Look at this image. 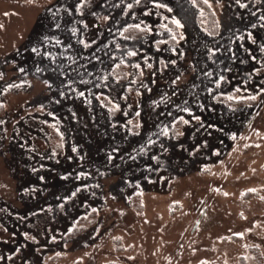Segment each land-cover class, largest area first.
Returning <instances> with one entry per match:
<instances>
[{
    "label": "rangeland",
    "instance_id": "rangeland-1",
    "mask_svg": "<svg viewBox=\"0 0 264 264\" xmlns=\"http://www.w3.org/2000/svg\"><path fill=\"white\" fill-rule=\"evenodd\" d=\"M127 2L0 0V264H264V0Z\"/></svg>",
    "mask_w": 264,
    "mask_h": 264
},
{
    "label": "snow or ice",
    "instance_id": "snow-or-ice-1",
    "mask_svg": "<svg viewBox=\"0 0 264 264\" xmlns=\"http://www.w3.org/2000/svg\"><path fill=\"white\" fill-rule=\"evenodd\" d=\"M142 2H143V0H132V2H127V3L125 4V7L127 8L128 13H131V12L133 11L134 7H136V6H140V5L142 4ZM205 3H207V0H205ZM102 6H103V7H106V5H102ZM113 6H114V7H120L119 4H116V5H113ZM153 6H154L155 8H166V7H167L166 5H164V4H162V3H154ZM240 6H241V7H247L246 4H241ZM90 7H92V0H77V4L75 5V11H76L81 17H83V16L85 15L84 9H85V8H90ZM167 10H168V11H171V9H167ZM64 11L67 12L68 15H71V10H70V9L65 8ZM59 12H60V9H57L56 11H53V12H52V16H53L54 18L57 17L58 14H59ZM151 14H152V13H150V12H144V13H143V15H151ZM91 15H93V16H97V13H96L95 11H93V12L91 13ZM97 18H98V19H102V20H104V21H107V20H109L110 17H109V16H103V17H97ZM132 19H135V17H132ZM262 19H264V17H262ZM172 23L175 24V26H176L177 28H183V27H184V25H183V24L181 23V21L178 20V19H176V20H172ZM142 24H143V21H140V22H138V23H135V24H133V25H130L129 28H126V29H125V32H128L129 29L135 30V31H137V32H151V28H149V27H147V26L142 27ZM60 27H61V25H60L59 23H56V24H55V28H56V29L59 30ZM83 27H84L85 29H87V28H88V24H87V23H84V24H83ZM70 31H71V33H72L73 36H79V34H80V30H79L78 28H76L75 26H73V27L70 29ZM249 35H251V34H249ZM123 39H125V40H135L136 37L131 36V35H125V36H123ZM172 39H173V40L176 39V34H175V33H172ZM241 39H243V37H241ZM48 40H49V38H48V37H45L44 40H43V43H44V44H47V43H48ZM95 42H96L95 40L92 41V43H95ZM62 43H63V42H62L61 40H59V39H56V41H55V44H56V45H60V44H62ZM79 43L83 46L84 49H88V48L91 47V44H90L87 40H85V39H80V40H79ZM68 47H70V45H69ZM65 50L67 51V48H66ZM32 51H33L34 53L40 54L41 49H40V48H33ZM122 51H124V52H125V55H126L127 57H129L130 59H131V58H135V57L137 56V52H136L135 50H132V51L122 50ZM45 55H46V58H47V59H49V60H51L53 63H55L56 58L53 57L51 53H46ZM212 55L214 56V55H216V53H215V52H212ZM68 59H71V57H68ZM146 63H147V62H146ZM125 66L127 67V66H129V65H128V64H125ZM130 66H131L132 68H134V69L139 70L138 74H139L140 76L143 75V70L141 69V65H140L139 63H132ZM117 67H119V64L117 65ZM148 67L151 68L152 65H151V64H148ZM20 71L23 72L24 69L21 68ZM37 71L39 72V71H41V69L38 68ZM206 74H207L209 77L212 76V73H211V72H208V73H206ZM2 79H3V74L0 73V80H2ZM104 79L106 80L107 77H105ZM177 79H179V77H177ZM220 81L223 82V81H224V77H220ZM136 82H137L136 80H132V81H131V83H133V84H135ZM173 83H176V81H173ZM220 86H221L220 83H217V84H216V87H217V88H219ZM12 87H16V85H9V89H11ZM48 87L51 88L52 85L49 84ZM67 87L71 88L72 85H71V84H68ZM128 91H131V89L129 88ZM149 91H150V90H149ZM236 91L239 92L240 89L237 88ZM80 95L83 96L84 93L81 92ZM227 99H228V100H233V99H235V97H233V96H228ZM251 99L255 100L256 97L253 96V97H251ZM217 100L219 101V98H217ZM0 107H2V105H0ZM201 107H202V106H201ZM114 109H115V110H119V105H114ZM110 110H112V109H110ZM178 111L188 112L189 115H194V114L191 113V112L189 111V109L186 108V107H185V108H178ZM233 111H235V109H233ZM168 114H169V115H172L171 112H169ZM136 115L139 116L140 113L137 112ZM194 118H195L197 121H199V119H200L199 117H194ZM128 123L131 124L132 122L129 121ZM176 123L188 124L189 121H188V120H185V119L183 118V116H180V117L176 120ZM137 127H139V125H137ZM175 127H176V124H171V125H165V126H162V127H160V130H159L158 133H156V135H157V136L162 135V136H164V137H169L170 130L175 129ZM177 135H182V133H177ZM257 135H259V133H257ZM232 139L235 140L236 137L233 136ZM149 143H150V144H155V143H157V141H156V140H152L151 138H149ZM74 151H75V149H74ZM216 155H219V153H216ZM108 158H109V159H113V157H112L111 155H109ZM132 159H135V157H132ZM80 176H84V173H80ZM68 178H69L68 176H63V177H61V179H64V180H67ZM41 179H43V177H41ZM97 187H99V185H97ZM77 191H79V189H77ZM251 191H254V190H251ZM75 195H76L75 192L72 193V196H75ZM61 208H63V205H61ZM95 211H97V210H96L95 208H93V212H95ZM25 238L27 239L28 237L26 236ZM0 259H4V257H0ZM7 259H12V257L9 256V257H7Z\"/></svg>",
    "mask_w": 264,
    "mask_h": 264
},
{
    "label": "trees",
    "instance_id": "trees-1",
    "mask_svg": "<svg viewBox=\"0 0 264 264\" xmlns=\"http://www.w3.org/2000/svg\"><path fill=\"white\" fill-rule=\"evenodd\" d=\"M129 30H130V29H129ZM127 33H128V32H125V30H124L122 35H123V36H125V35H129V34H127ZM205 33H206V32H205ZM208 35H209V33H208ZM131 36H134V35H131ZM142 36H143V35H142ZM209 36L212 37V35H209ZM134 37H136V39H137V38H140L141 35H138V36L136 35V36H134ZM121 67H122V66H120V67L114 69V71H113V75H114L115 77H117V76H116V71H117V69H120ZM117 78H118V77H117ZM2 120H3V116H0V121H2ZM72 233H73V234H72ZM72 233H71L69 236H72V237L75 236V235H74V232H72ZM69 238H70V237H69Z\"/></svg>",
    "mask_w": 264,
    "mask_h": 264
}]
</instances>
